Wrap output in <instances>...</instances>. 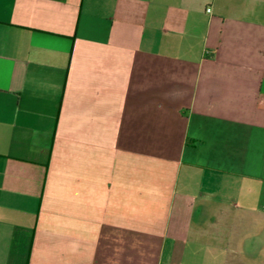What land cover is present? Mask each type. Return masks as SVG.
<instances>
[{
    "label": "crops",
    "instance_id": "0c3cea01",
    "mask_svg": "<svg viewBox=\"0 0 264 264\" xmlns=\"http://www.w3.org/2000/svg\"><path fill=\"white\" fill-rule=\"evenodd\" d=\"M0 264H264V0H0Z\"/></svg>",
    "mask_w": 264,
    "mask_h": 264
},
{
    "label": "built area",
    "instance_id": "2783aa9c",
    "mask_svg": "<svg viewBox=\"0 0 264 264\" xmlns=\"http://www.w3.org/2000/svg\"><path fill=\"white\" fill-rule=\"evenodd\" d=\"M209 10V9H208Z\"/></svg>",
    "mask_w": 264,
    "mask_h": 264
}]
</instances>
